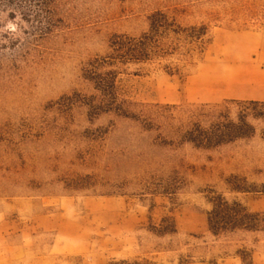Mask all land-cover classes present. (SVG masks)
<instances>
[{
    "label": "rangeland",
    "instance_id": "rangeland-1",
    "mask_svg": "<svg viewBox=\"0 0 264 264\" xmlns=\"http://www.w3.org/2000/svg\"><path fill=\"white\" fill-rule=\"evenodd\" d=\"M157 10L204 27L203 43L180 73L165 69L175 59L125 67L124 98L141 109L264 98V0H0V264H264V224L215 236L207 222L215 193L264 216V123L215 150L173 151L129 120L89 119L88 63ZM167 158L188 167L176 193L159 188L168 171L154 162Z\"/></svg>",
    "mask_w": 264,
    "mask_h": 264
},
{
    "label": "trees",
    "instance_id": "trees-1",
    "mask_svg": "<svg viewBox=\"0 0 264 264\" xmlns=\"http://www.w3.org/2000/svg\"><path fill=\"white\" fill-rule=\"evenodd\" d=\"M205 34L204 27L183 26L168 12L157 10L149 16V29L142 34L115 35L111 39V51L90 61L84 70V77L93 84L96 92L84 101L90 121L113 114L140 125L144 131L157 132L151 145L173 151L185 144L215 150L254 137L258 130L256 123H264L262 100H228L222 104L200 106L155 104L141 109L140 105L122 96L119 75L125 67L175 59L178 64L170 62L165 69L180 73V63L184 65L192 60ZM154 163L168 171L159 184L165 192L176 193L186 184L188 167L182 160L167 158ZM88 184L92 183L72 179L70 186L82 189ZM231 188L238 192L255 191L247 183L231 184ZM209 203L208 229L215 236L236 231L255 232L264 224L262 214L250 211L242 202L229 200L223 194L215 193ZM165 228L166 232H175L173 227ZM146 264L155 263L147 261Z\"/></svg>",
    "mask_w": 264,
    "mask_h": 264
},
{
    "label": "crops",
    "instance_id": "crops-1",
    "mask_svg": "<svg viewBox=\"0 0 264 264\" xmlns=\"http://www.w3.org/2000/svg\"><path fill=\"white\" fill-rule=\"evenodd\" d=\"M248 100H262V101H264V98H260V97H253V98H251V99H248Z\"/></svg>",
    "mask_w": 264,
    "mask_h": 264
}]
</instances>
